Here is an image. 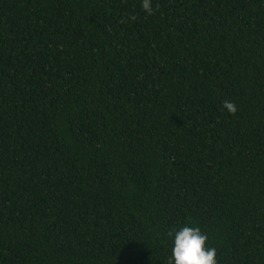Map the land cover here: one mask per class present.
Returning a JSON list of instances; mask_svg holds the SVG:
<instances>
[{
	"label": "trees",
	"instance_id": "trees-1",
	"mask_svg": "<svg viewBox=\"0 0 264 264\" xmlns=\"http://www.w3.org/2000/svg\"><path fill=\"white\" fill-rule=\"evenodd\" d=\"M141 3L0 0V264H264V0Z\"/></svg>",
	"mask_w": 264,
	"mask_h": 264
},
{
	"label": "clouds",
	"instance_id": "clouds-1",
	"mask_svg": "<svg viewBox=\"0 0 264 264\" xmlns=\"http://www.w3.org/2000/svg\"><path fill=\"white\" fill-rule=\"evenodd\" d=\"M159 5H157V8ZM141 8L148 15L154 12L152 0H142ZM135 20V16L129 17ZM125 22L124 20L121 21ZM222 107L229 114H235L237 106L234 102L225 100ZM174 231V244L168 264H217L215 247H206L207 235L202 233L199 227L184 226L178 231ZM173 231L169 235H173Z\"/></svg>",
	"mask_w": 264,
	"mask_h": 264
}]
</instances>
